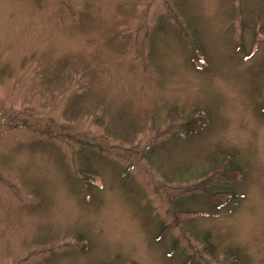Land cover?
<instances>
[{
	"label": "rangeland",
	"instance_id": "obj_1",
	"mask_svg": "<svg viewBox=\"0 0 264 264\" xmlns=\"http://www.w3.org/2000/svg\"><path fill=\"white\" fill-rule=\"evenodd\" d=\"M0 264H264V0H0Z\"/></svg>",
	"mask_w": 264,
	"mask_h": 264
},
{
	"label": "trees",
	"instance_id": "obj_2",
	"mask_svg": "<svg viewBox=\"0 0 264 264\" xmlns=\"http://www.w3.org/2000/svg\"><path fill=\"white\" fill-rule=\"evenodd\" d=\"M199 121H200V120L192 119L191 121H189V124H190L191 122H192V123L195 122V123L197 124V123H199ZM203 124H204V122H203ZM224 156H225V157H228V155H226V154H225ZM211 195H212V194H211ZM211 195H210V196H211ZM223 195H224L225 197H224L222 200H226V201L230 200V199L233 197L232 194L229 195L228 193H224ZM220 200H221V199H220ZM210 202H211V201H210ZM211 203H212V207H213V208H218V207H219V204H221V203L218 202V200H216V201H214V202H211Z\"/></svg>",
	"mask_w": 264,
	"mask_h": 264
}]
</instances>
